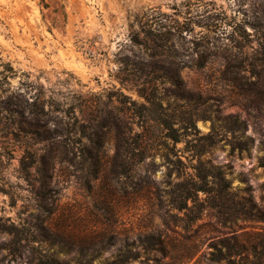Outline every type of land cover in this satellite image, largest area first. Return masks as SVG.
<instances>
[{"label":"rangeland","instance_id":"1","mask_svg":"<svg viewBox=\"0 0 264 264\" xmlns=\"http://www.w3.org/2000/svg\"><path fill=\"white\" fill-rule=\"evenodd\" d=\"M263 59L264 0H0V264L264 262Z\"/></svg>","mask_w":264,"mask_h":264},{"label":"trees","instance_id":"2","mask_svg":"<svg viewBox=\"0 0 264 264\" xmlns=\"http://www.w3.org/2000/svg\"><path fill=\"white\" fill-rule=\"evenodd\" d=\"M48 7V5H46ZM264 61V59H263ZM5 78H8V76H6ZM11 97H14V96H11ZM11 97L9 98L10 100L8 102H12L11 100ZM20 95H17V99H19ZM12 105V104H11ZM17 107V106H16ZM21 110V112L24 111L25 107H23V104L21 103L20 106H18ZM155 113V114H154ZM152 116L153 120L157 121L158 123H160L161 126H163V128L165 130H167V134L168 136L170 137H173V123L171 122V120L169 118H167V116H165V114L163 113H159L158 111H155ZM74 118V117H73ZM58 124H61L62 125V129L64 131H69L70 129H75V126H76V119L74 120L73 123H70V122H67V123H62L61 121L58 122ZM80 129L82 131V134L84 135V124L80 126ZM83 147H84V144H83ZM82 150H84V148H82ZM261 167L264 168V156L261 158ZM198 192H201V191H205L204 188H199L197 189ZM188 194H189V190H187ZM185 200H190V196L188 195L187 197H185ZM246 250V249H245ZM50 264H67V263H63V262H60L58 260H53L51 261ZM255 264H264V262H262L261 258H258L256 263Z\"/></svg>","mask_w":264,"mask_h":264}]
</instances>
